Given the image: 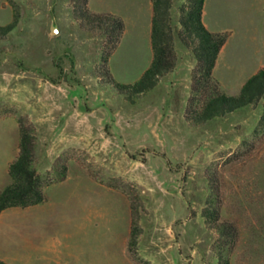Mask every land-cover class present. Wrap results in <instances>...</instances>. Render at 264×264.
Segmentation results:
<instances>
[{"label": "rangeland", "instance_id": "obj_1", "mask_svg": "<svg viewBox=\"0 0 264 264\" xmlns=\"http://www.w3.org/2000/svg\"><path fill=\"white\" fill-rule=\"evenodd\" d=\"M81 2L0 0V26L17 14L14 30L0 37V185L20 123L33 129L34 168L51 184L37 209L0 215V260L47 264L41 254L27 258L28 241L40 252L75 234L80 264H129L121 242L133 264H218L219 234L202 216L213 198L219 223L238 233L229 264H264L263 101L201 125L186 121L196 62L177 37L185 0L170 10V76L134 98L118 93L105 70L133 84L152 52L142 38H125L104 63L110 44L80 18ZM210 2L217 24L235 27L231 46L245 68L250 35L263 34L264 0ZM202 102L196 97L192 111ZM63 165L62 180L69 177L58 183ZM25 216L39 217L31 232ZM65 256L76 264L75 254Z\"/></svg>", "mask_w": 264, "mask_h": 264}, {"label": "trees", "instance_id": "obj_2", "mask_svg": "<svg viewBox=\"0 0 264 264\" xmlns=\"http://www.w3.org/2000/svg\"><path fill=\"white\" fill-rule=\"evenodd\" d=\"M173 1L152 0L151 46L153 55L149 67L140 78L133 84H120L111 77L107 69L105 70L110 84L118 93L130 98L137 97L151 91L162 77L174 70L173 38L169 25ZM204 1L185 0L186 3L180 7L179 24L181 30L177 37L184 47L191 50L196 62L190 75V96L185 119L191 125H201L263 101L258 125L260 128H264V69L251 76L244 83L238 95L227 96L220 91L218 82L212 76V71L228 34L211 33L204 27L202 23ZM87 4L88 0H82L80 18L101 30L108 39L110 51L104 58V63H107L109 56L120 42L123 22L120 18L110 14L89 12ZM16 24L17 14L14 15L12 22L0 26V37H5L11 33ZM200 95H203L202 105L197 111H192L191 106L196 101V97ZM18 134V154L8 166V176L11 182L0 191V213L8 208H25L45 201L42 191L44 182L34 168V131L20 123ZM65 168L63 165L58 170L60 180L65 177ZM214 201L216 200L213 198L209 199L211 206L203 210L202 216L209 225H213L212 227L219 234L218 264H229L227 254L233 249L238 233L233 224L219 223V211L212 207ZM0 264L8 263L0 261Z\"/></svg>", "mask_w": 264, "mask_h": 264}, {"label": "crops", "instance_id": "obj_3", "mask_svg": "<svg viewBox=\"0 0 264 264\" xmlns=\"http://www.w3.org/2000/svg\"><path fill=\"white\" fill-rule=\"evenodd\" d=\"M211 0H205L203 9H202V23L204 27L211 33H228V38L226 42L222 46L218 57L216 59V63L214 69L212 71L213 78L218 82L220 91L227 96H236L239 94L244 83L259 70L264 69V30L261 38H259L258 31L255 30V34L250 35V63H248V67H239L237 60L239 57V51L234 49L231 46L232 37L235 34V27L224 26L220 27L215 20V13L208 8V4ZM215 1V0H214ZM211 3V2H210ZM88 8L90 11L96 14H110L120 18L123 22V32L118 44L121 45L123 40L129 38V40H134L136 38H142L144 40V44L147 49L152 52L151 46V28H152V17H153V6L152 0H89ZM117 47V48H118ZM116 48V49H117ZM152 53L149 58V65L152 61ZM149 67V66H148ZM147 67V68H148ZM170 76V74H168ZM167 76V77H168ZM19 142V136H18ZM18 142L15 147V155L13 159L9 163H7V173L9 164L16 158L18 154ZM50 151V150H49ZM54 157V156H53ZM50 161V164L54 160ZM39 174V172H37ZM41 175V174H39ZM9 177V176H8ZM69 177V176H68ZM66 177V179L68 178ZM66 179L59 181L63 182ZM11 179L4 181L2 185H0V191L10 184ZM54 184V183H53ZM51 186V184L49 185ZM49 186L44 185L42 188L43 194L44 190ZM45 196V194H44ZM47 201L45 196V201L41 204L29 206L25 208L12 207L5 209L0 213L2 215L8 210H17L23 209L26 211H30L32 209H37L40 205L45 204ZM39 217L36 216H28L24 217V225L23 228L28 231H32L36 229V223L39 222ZM33 222V223H32ZM80 230L83 229V225H79ZM85 228V226H84ZM84 231V229L82 230ZM29 236H31L29 234ZM75 234H72V239L68 240L67 243L59 240H53L47 244L43 245L40 252L36 251L37 246L34 245L33 241H28L30 245L29 255L27 258H32L31 256H35L33 254H41L44 257L47 264H67L66 256L69 258L73 257L75 254L76 264H80L79 252L83 246L80 247L78 245V240H75ZM73 242V243H72ZM65 243V244H64ZM83 243V241H82ZM125 244V243H124ZM122 244L126 262L129 264H133L132 262L127 260L126 256V246ZM67 252V253H65ZM1 261V260H0Z\"/></svg>", "mask_w": 264, "mask_h": 264}, {"label": "water", "instance_id": "obj_4", "mask_svg": "<svg viewBox=\"0 0 264 264\" xmlns=\"http://www.w3.org/2000/svg\"><path fill=\"white\" fill-rule=\"evenodd\" d=\"M55 30L54 28H51V33L54 34Z\"/></svg>", "mask_w": 264, "mask_h": 264}]
</instances>
